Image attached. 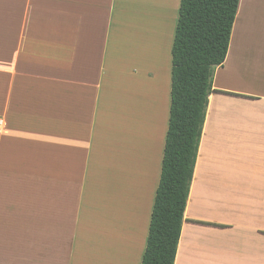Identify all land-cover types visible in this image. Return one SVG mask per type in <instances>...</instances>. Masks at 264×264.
Segmentation results:
<instances>
[{"label": "crops", "instance_id": "crops-1", "mask_svg": "<svg viewBox=\"0 0 264 264\" xmlns=\"http://www.w3.org/2000/svg\"><path fill=\"white\" fill-rule=\"evenodd\" d=\"M132 1L0 0V264H141L172 42L135 61ZM213 87L175 264H264V0L239 1Z\"/></svg>", "mask_w": 264, "mask_h": 264}, {"label": "trees", "instance_id": "trees-1", "mask_svg": "<svg viewBox=\"0 0 264 264\" xmlns=\"http://www.w3.org/2000/svg\"><path fill=\"white\" fill-rule=\"evenodd\" d=\"M240 0H181L172 46L170 115L141 264H175L216 69ZM204 223V222H203Z\"/></svg>", "mask_w": 264, "mask_h": 264}, {"label": "rangeland", "instance_id": "rangeland-1", "mask_svg": "<svg viewBox=\"0 0 264 264\" xmlns=\"http://www.w3.org/2000/svg\"><path fill=\"white\" fill-rule=\"evenodd\" d=\"M142 1V0H141ZM138 2H140V0H134L132 1L131 4H128V17H129V30L127 33V47L129 50V47H131V53L132 51L135 54V61L138 63V61L141 59V56L138 55V51H137V41L141 40V46H139V53L144 52L147 55V50L150 51L151 53H155V51H157V48L159 49L160 43L162 41V43H164L166 46L167 44L170 42L171 43V48L173 46V42H174V36H175V29H176V25H177V21H178V16H179V8H180V4H181V0H163L162 2H160L161 4H157L155 6V4L151 5V4H147L144 2V0L142 1L145 5L143 6L144 8H146V12L145 13H151L150 16L148 15V17L145 15L144 16V25L143 24H138L136 23L137 21H134V19L132 18V14L131 12H133L134 10L137 11L136 9H139L140 6L137 8V4ZM162 4H164L165 6L163 7ZM162 7V8H160ZM160 8V9H158ZM164 8V10H163ZM148 9V11H147ZM156 9V10H154ZM149 10H151L149 12ZM161 10V11H159ZM139 12V11H137ZM153 14H157L158 16ZM152 16V17H151ZM154 17V19H153ZM148 18V19H146ZM137 20L139 18H136ZM135 19V20H136ZM164 20V21H163ZM134 22V24H133ZM152 26H157L156 28L152 26L149 27L148 24ZM137 25V26H136ZM140 25V26H139ZM159 25V26H158ZM139 26V27H138ZM145 26V27H143ZM148 27V28H147ZM143 28H145V31L143 33ZM152 28V30H151ZM159 28V29H158ZM138 29V30H137ZM147 29V30H146ZM159 31H157V30ZM161 29V31H160ZM149 30H151L150 32L152 34H148L150 33ZM130 31V32H129ZM134 32V34H133ZM161 33V36L159 37L158 35ZM143 34V35H142ZM147 41V42H146ZM136 49V51L134 50ZM154 59V57H152ZM152 59V60H153ZM91 230V229H90Z\"/></svg>", "mask_w": 264, "mask_h": 264}, {"label": "bare ground", "instance_id": "bare-ground-1", "mask_svg": "<svg viewBox=\"0 0 264 264\" xmlns=\"http://www.w3.org/2000/svg\"><path fill=\"white\" fill-rule=\"evenodd\" d=\"M142 1H143V0H142ZM142 1L140 0V2H138V4H137V8L140 6V9H136V10H137V11L140 10V11H139V12L134 11V12H135V13L137 12V13H136L137 16L135 17V19H136V18H139L138 20H137V19L135 20V21H137L136 23H138V24H143V25H144V20H143V19H144V16L147 14L146 16L148 17V15L150 16L151 13H150V14H149V13H145V12H146V8L143 7L145 4H144ZM162 1H163V0H144L145 3H147V4H151V5L155 4V6H156L157 4H158V5L161 4L160 2H162ZM162 6L164 7L165 5L162 4ZM160 8H162V7H160ZM160 8H158V9H160ZM154 10H156V9H154ZM163 10H164V8H163ZM147 11H148V9H147ZM150 11H151V10H149V12H150ZM159 11H161V10H159ZM144 14H145V15H144ZM133 15H134V14H133ZM133 15H132V16H133ZM154 15L158 16L157 14H153L152 16H154ZM152 16H151V17H152ZM154 17H155V16H154ZM154 17H153V19H154ZM155 18H156V17H155ZM146 19H148V18H146ZM163 21H164V20H163ZM145 24H148V23H145ZM152 24H153V23H152ZM152 24H151V25L148 24L149 27L152 26ZM136 26H137V25H136ZM139 26H140V25H139ZM139 26H138V27H139ZM158 26H159V25H158ZM143 27H145V26H143ZM153 27H155V26H152V28H153ZM156 27H157V26H156ZM156 27H155V28H156ZM147 28H148V27H147ZM152 28H151V30H152ZM158 29H159V28H158ZM137 30H138V29H137ZM146 30H147V29H146ZM151 30H149V32H150ZM156 30H157V29H156ZM143 31H145V28H143ZM157 31H159V30H157ZM160 31H161V29H160ZM159 33H160V32H159ZM148 34H152V33L150 32V33H148ZM158 36H159V35H158ZM146 42H147V41H146ZM141 53H142V52H141ZM144 54H145V53H144ZM126 171H127V169H126ZM112 172H113V170H112ZM112 172H111V173H112ZM119 176H120V175H119ZM103 222H104V221H103ZM100 223H101V222H100ZM99 225H100V224H99ZM103 225H104V224H103ZM108 225H109V223H108ZM100 226H101V225H100ZM100 226H99V227H100ZM100 228H101V227H100ZM104 228H106V227H104ZM107 228H109V227H107ZM123 229H124V228H123ZM109 230H110V228H109ZM112 231H113V230H112ZM115 231H116V230H115ZM99 233H100V232H99ZM114 233H115V232H114ZM122 233H123V232H122ZM100 234H102V233H100ZM106 234H107V233H106ZM103 235H104V234H103ZM96 236H97V235H96ZM99 237H100V236H99ZM103 237H104V236H102V238H103ZM90 240H92V239H90ZM95 240H96V239L93 238V241H94V242L97 241V240H96V241H95ZM101 240L105 241L106 238L104 237V238L101 239ZM101 240H99V242H100ZM97 242H98V241H97ZM82 245H85V243H83ZM75 247H77V246H75ZM78 247L84 248V247H82V246L79 245V244H78ZM86 247H87V246H86ZM88 247H89V248H87V249H90V248L92 249V248H93V246H92V247H91V246H88ZM132 248H133V247H132ZM75 249H76V248H75ZM77 249H78V248H77ZM92 250H93V249H92ZM77 251H79V249H78ZM80 251H82V250H80ZM119 251L121 252V250H119ZM84 252H86V251H84ZM89 252H90V251H89ZM0 253H1V252H0ZM93 253H95V251H94ZM78 254L81 256V258H83L82 255H84V254H86V253H84V254H83V253H82V254L78 253ZM87 254H90V253H87ZM1 255H3V253H2ZM68 255H69V254H68ZM74 255H75V254H74ZM90 255H91V254H90ZM7 256H8V255H7ZM12 256H14V255H12ZM66 256H67V255H66ZM75 256H77V255H75ZM80 256H77V257H80ZM91 257H92V255H91ZM96 257L101 258L99 255H98V256L96 255ZM104 257H105V256H104ZM126 257H127V256H126ZM1 258H3V257H1ZM72 258H73V257H72ZM106 258H107V257H105V258H103V259H106ZM119 258H122V257L119 256ZM124 258H125V257H123L122 259H124ZM63 259H65V258L63 257ZM74 259H75V258H74ZM111 259L113 260V258H111ZM116 259H117V258H116ZM125 259H126V258H125ZM127 259H128V257H127ZM53 260H57V259H53ZM100 260H101V259H100ZM112 260L108 259V261H110V264H111V261H112ZM114 260H115V259H114ZM117 260H118V259H117ZM1 261H2V260H1ZM59 261H60V260H59ZM59 261L57 260V262H59ZM76 261H77V262H76ZM76 261L73 260L72 262H76V263L81 262V260L78 261L77 259H76ZM92 261H93V260H92ZM115 261H116V260H115ZM3 262H4V261H3ZM7 262H9V261L7 260L6 263H7ZM11 262H12V260H11ZM14 262H16V261H14ZM52 262H53V261H52ZM117 262H118V261L114 262L113 264H117ZM53 263H54V262H53ZM55 263H56V262H55ZM63 263H65V262H63ZM67 263H68V262H67ZM81 263H83V262H81ZM84 263H86V260H85ZM90 263H91V262H90ZM97 263H98V262H97ZM107 263H109V262H107ZM16 264H17V262H16ZM18 264H19V263H18ZM51 264H52V263H51ZM56 264H57V263H56ZM98 264H100V263H98ZM101 264H102V263H101ZM119 264H124V260H123V263L120 262ZM130 264H131V263H130Z\"/></svg>", "mask_w": 264, "mask_h": 264}]
</instances>
